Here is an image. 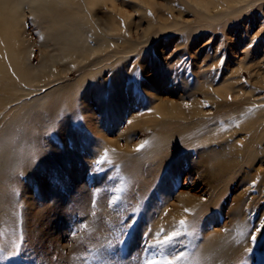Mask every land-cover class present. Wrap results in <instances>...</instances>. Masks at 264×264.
<instances>
[{
    "label": "rangeland",
    "instance_id": "rangeland-1",
    "mask_svg": "<svg viewBox=\"0 0 264 264\" xmlns=\"http://www.w3.org/2000/svg\"><path fill=\"white\" fill-rule=\"evenodd\" d=\"M211 1L204 8L194 0H116L117 11L109 5L95 20L102 28L109 17L122 21L120 30L108 33L111 42L103 52L68 70L62 71L66 60L58 61L53 68L61 69L59 75L32 85L10 70L7 83L15 81L20 89L0 109V153L4 145L14 150L0 169V264H144L173 252L184 253L176 264H198L194 252L218 229L237 236V250L222 264H264V179H256L264 173L263 154L258 153L261 162L242 165L216 204L212 197L219 198L222 185L216 189L210 171L192 167L202 153L197 145L246 157L255 125L242 122L238 114L245 111L237 109L264 105V48L255 55L257 46L264 47V0ZM23 10L19 44L29 51L23 69L38 73L58 50L43 36V24L26 5ZM245 45H253L254 60L240 63ZM204 58L208 75L233 74L253 94L222 100L212 88L198 90L194 69ZM101 65V72L95 70ZM67 86L81 91L70 95L69 107L59 106L58 98L67 101L61 94ZM155 103L162 110H154ZM181 104L189 109L178 117L161 114L179 113ZM27 108L30 117L21 114ZM260 124L256 133L263 131L264 117ZM31 126H37L38 145L29 149ZM163 132L172 136H163L156 154ZM117 187L123 191L115 193ZM117 194L121 199L110 207ZM181 219L187 222V234L177 238L182 243L155 245ZM122 231L126 235L117 242L115 234Z\"/></svg>",
    "mask_w": 264,
    "mask_h": 264
},
{
    "label": "bare ground",
    "instance_id": "bare-ground-1",
    "mask_svg": "<svg viewBox=\"0 0 264 264\" xmlns=\"http://www.w3.org/2000/svg\"><path fill=\"white\" fill-rule=\"evenodd\" d=\"M220 1H223L227 4L228 2L235 0H220ZM115 2L116 0H0V109L3 108L6 104H8L10 100L11 101L13 99L15 100L18 97V95L15 97L12 95H14L13 94L14 91L20 89L19 85L16 84L15 81L14 82L12 81V84L7 83L6 81V79L8 80V78H11L10 76L11 69L16 71L18 77L21 80L27 81L28 84L32 85L33 84L32 82L36 80L40 81L48 78L49 76L59 75L58 73L60 72L61 69L58 71L53 68V65L57 64L58 61L66 60V65L64 64L66 68H63L62 71L68 70V68L70 69L71 66H76L79 63L88 60L90 57L95 56L96 54H99L104 50H106V48L109 47L111 42L108 33H112L113 31L120 30L122 28V21L120 19L114 20L113 18L109 17L104 24L105 27L102 28L95 22V20H98L100 18L99 17L100 13H103L105 11L104 10L106 9L105 7H109L110 5L112 8L115 9L116 8ZM194 2L196 4L201 5L204 8H207L209 5L213 4V1L211 0H194ZM24 5H26L30 13L34 15L35 20L38 23L43 24L44 27V30L42 32L43 36L48 41H52L51 42L52 45H54L55 46L54 48L58 50L57 54L50 55L51 64L45 63L42 66V69L38 71V73H33L31 67L29 68V70L28 69L25 70L26 73H24V69L26 68V66L23 69V60L27 58L29 52L27 47L21 48L19 44V42L21 43L23 42L22 40H19L18 28L20 26L21 17L23 16ZM115 10L117 11V9ZM118 13H120L122 16H126L123 10H118ZM114 16L115 15H113V17ZM252 46L251 45L243 46L245 48L241 52L243 53L242 55L243 57L240 58L239 60L240 63L251 62L254 60V59L253 60L250 59L251 57L250 51L252 50L250 48ZM263 48L264 47L261 45L257 46L256 49L254 48L255 55L261 52ZM205 56L206 57L209 56V53L206 54ZM99 58L101 59L103 57L99 56L94 63L98 64L100 62ZM205 60L206 58H204V61L199 63V65H197L194 69L195 76L197 79L196 84L198 85V90L206 91L207 89L212 88L213 91L216 92L222 100L224 98H227L228 96H233L235 98L243 99L244 98L243 96H245L246 94L248 93L253 94L254 91L252 90L246 91L244 89L243 84H241V82L238 81V77H235V75L233 74H226L223 73L222 71L220 77L219 76L216 77L215 75H208L207 72L208 70L206 67L208 64ZM105 65H101L100 67H97L95 70L99 69L100 71L104 69ZM114 79H115L114 82L115 81H117V83L119 82L118 76H115ZM82 81L83 80L77 81L76 83L79 84ZM102 84L106 85L107 83L103 80ZM215 84L216 86L214 87ZM64 88L65 91H62L61 94H67L65 96L67 98V101L64 100L65 98L60 97L57 99V102L59 103V106L69 107L68 105L72 103V98L74 99V97L70 98V95H77L78 92H80L81 90L75 89L74 87L68 88V86ZM105 88H106L105 90L107 91L108 89H110V86L109 87L105 86ZM31 91L32 90H30V92ZM23 93H28V92H23ZM16 94L18 93L16 92ZM259 94L260 92H256V94L254 95H259ZM112 95L117 97L118 96L117 91ZM114 101L116 102V100ZM153 107L154 110L162 108V106L157 103H155ZM187 107L188 106L181 104L179 113L174 112L173 109L163 111V113L161 111L160 112L163 115H169L171 118L178 117V114L185 112V109ZM249 108L250 107L244 110H242L241 108L237 109L238 113L241 111H245V114L243 116L240 113L238 114V117L242 119V122H245L246 119H249L246 121V123L255 125L254 126L255 134L253 137H251L252 140H249L247 149L243 151L244 153L246 152L245 159H240V160L237 159L236 157L238 155H235V157L232 158L231 157L232 152L231 155H227L226 153L218 154V153H212L211 150H208V148L204 149L200 145L196 146L197 151L201 149L202 152L199 155L200 158H198L199 159L198 161L200 163L205 162V166H200L199 162H197L192 167L199 168V170L201 171L204 170L210 171V174L212 175H209L208 181L212 183V186L220 187L222 185L220 190H218L219 195L217 194L219 198L216 199V195L212 197V201L215 204L220 200L221 196H223L224 193L228 191L229 185L232 184L237 173L241 171L242 165H244V163L245 164L247 163L248 166H250V165H254L255 160L261 162V160L257 159L259 152L260 154L262 153L264 156V128L262 132H260L261 130H259L258 132L260 133H256L257 129L261 125L260 121L264 117L263 115H260L261 113L264 112V105L261 104L252 107L253 109H251V112L248 111ZM191 112L195 113V111L192 109ZM21 114H23V116L26 115L27 117H30V108H27ZM186 116L187 114L184 115V117ZM16 119H14V121ZM12 122L13 120L11 121V123ZM20 122L22 123V120H20V116H19V118L16 121V125L20 124ZM12 126H14V124ZM36 128L37 126L36 127L31 126L32 130L30 131L31 132L30 142L26 143V146L29 149L34 148L35 145H38L37 140L34 139L33 137V134L35 133L34 130H36ZM163 136L171 137L172 135L171 132H167V133L163 132L160 136L157 137L156 142L154 144V148H157L159 152H157L156 154H160V151L162 149L163 145L160 143L162 142ZM159 137H161V139ZM106 143H107L106 144L107 148L110 149L111 145L109 144L111 143L110 142H106ZM258 145L261 146V149H259ZM178 148L179 147H177V149ZM2 151L4 152L3 154L0 153V157H1L0 169L3 166V162L5 161V159H8L10 155H13L12 153L14 150L9 149L7 145H4V148L2 147ZM223 151H225V149H223ZM156 154L154 156L153 155L151 156L153 157L154 161L159 160V158L157 157L158 155L156 156ZM215 166H219L220 168L214 170V173H212L213 171L212 169H214ZM257 171L260 170L257 169ZM260 174L261 175L258 178L256 177V179L258 180L264 179V173L261 172ZM253 178L255 177H251V175H248L247 179H253ZM262 190L264 189H260V191ZM182 198L184 199L185 197L181 196V199ZM238 199L239 201L242 200V198H238ZM189 201L190 200L186 201L185 198V201L183 202L184 205L189 207L190 206ZM192 208L193 207H191V209ZM193 210H195V208H193ZM238 220L239 219L236 218V221ZM208 238L210 240H205L201 250L197 251L196 253L194 252L195 261L198 262V264H222L224 262L226 254L231 251L235 252L238 248V245L237 244L235 245L237 236L233 232H229V233L225 232L224 234L221 235L220 229H218L208 234ZM131 258L133 259L134 257ZM133 264H136L134 260H133Z\"/></svg>",
    "mask_w": 264,
    "mask_h": 264
},
{
    "label": "snow or ice",
    "instance_id": "snow-or-ice-1",
    "mask_svg": "<svg viewBox=\"0 0 264 264\" xmlns=\"http://www.w3.org/2000/svg\"><path fill=\"white\" fill-rule=\"evenodd\" d=\"M130 73H132V75L136 78L139 77V72L137 69L135 68H132L129 70ZM106 159V157H102L100 160L96 161V164L99 165L101 164L104 160ZM115 193H121L123 191L122 188H115L113 190ZM121 197L120 195H113L112 196V199L109 201V206L111 207L113 204H115L118 200H120ZM138 209H134L133 210V213L135 211H137ZM187 211V210H186ZM131 222L129 223L128 221H125V225L127 228L131 227L132 223H134V219H130ZM186 221L181 219L179 221V226L177 227L176 230L174 231H171L170 233L164 235L163 239H157L155 241V245H159L161 248H163L164 246H167V245H173V244H176V243H182V241L178 240L177 238L181 237L182 234H187V228H186ZM81 227H85L84 225H81ZM182 230H183V233H182ZM150 234V231L149 233H146L145 235H149ZM116 240L117 242H122V239L121 237L125 236L126 235V232H119V233H116ZM160 233H157V236L159 237ZM252 240L256 239V236L255 235H252L251 236ZM21 239H23V237H21ZM14 247H16L17 249L20 248V245L18 244H13ZM151 247V246H150ZM146 251L148 250L147 248L145 249ZM4 252V248L3 246H0V253H3ZM184 253H180L179 255H176L175 252H173L171 254V257L169 258V256L167 255H164L161 257V261L158 262L154 259H147L144 261V264H176L177 261L181 260V258L183 257Z\"/></svg>",
    "mask_w": 264,
    "mask_h": 264
}]
</instances>
